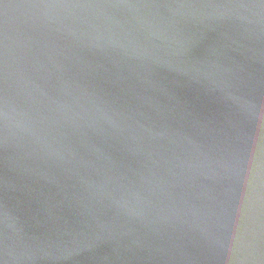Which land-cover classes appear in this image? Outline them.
Here are the masks:
<instances>
[{
    "label": "water",
    "instance_id": "obj_1",
    "mask_svg": "<svg viewBox=\"0 0 264 264\" xmlns=\"http://www.w3.org/2000/svg\"><path fill=\"white\" fill-rule=\"evenodd\" d=\"M260 0L0 2L3 264H264Z\"/></svg>",
    "mask_w": 264,
    "mask_h": 264
},
{
    "label": "snow or ice",
    "instance_id": "obj_2",
    "mask_svg": "<svg viewBox=\"0 0 264 264\" xmlns=\"http://www.w3.org/2000/svg\"><path fill=\"white\" fill-rule=\"evenodd\" d=\"M260 3L264 5V0H260ZM248 117L251 122L258 125L261 140L264 141V87L261 88L258 100L253 99L248 102ZM0 264H3V260H0Z\"/></svg>",
    "mask_w": 264,
    "mask_h": 264
}]
</instances>
